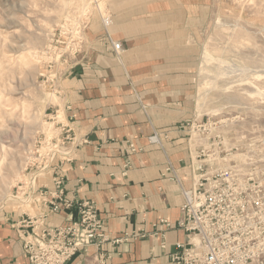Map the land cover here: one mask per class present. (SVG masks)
<instances>
[{
  "label": "crops",
  "instance_id": "crops-1",
  "mask_svg": "<svg viewBox=\"0 0 264 264\" xmlns=\"http://www.w3.org/2000/svg\"><path fill=\"white\" fill-rule=\"evenodd\" d=\"M129 8L112 12L106 27L100 18H90L81 60L62 80L64 114L75 136L86 142L71 162L58 166L56 161L39 178L35 193L41 200L31 194L22 199L33 202L32 213L0 208V264H28L16 229L25 215L47 213L49 226L77 217L75 205L65 208L55 198L58 179L60 197L96 203L108 237L99 247L79 250L70 264H173L175 244L186 239L183 229L163 221L179 219L182 189L193 181L181 127L194 110L199 39L194 30L186 32L192 27L185 28L180 13L150 12L164 8L147 2L129 16L124 13ZM190 8L185 12L191 15ZM110 39L121 43L120 55ZM153 135L158 142L150 140ZM52 202L60 209L50 211Z\"/></svg>",
  "mask_w": 264,
  "mask_h": 264
},
{
  "label": "rangeland",
  "instance_id": "rangeland-1",
  "mask_svg": "<svg viewBox=\"0 0 264 264\" xmlns=\"http://www.w3.org/2000/svg\"><path fill=\"white\" fill-rule=\"evenodd\" d=\"M147 2L164 8L150 12L183 15L185 28L192 27L186 32L194 30L199 39L194 110L181 127L192 170L216 168L212 158L208 162L213 156L235 165V173L247 181H264V0H0V208L32 213V201L21 202L33 194L31 188L24 183L20 190L19 181H38L56 162L34 173L47 157L68 150L60 128L68 123L62 80L81 60L90 18L101 20L129 7L135 9L124 13L136 16ZM220 51L225 59L215 73ZM62 193L55 198L64 204ZM19 226L18 221V234Z\"/></svg>",
  "mask_w": 264,
  "mask_h": 264
},
{
  "label": "built area",
  "instance_id": "built-area-1",
  "mask_svg": "<svg viewBox=\"0 0 264 264\" xmlns=\"http://www.w3.org/2000/svg\"><path fill=\"white\" fill-rule=\"evenodd\" d=\"M111 45L117 55L123 52L119 41H111ZM60 128L66 133L68 150L49 155L46 159L49 166L44 169L50 168L54 161H69L74 150L86 142L75 136L71 123ZM209 131L213 133L212 126ZM196 137L193 135L191 139L193 149L197 147L193 144ZM156 138L153 135L150 140ZM211 158L219 169L194 167V184L182 189L179 219L175 223L163 221L166 226L181 228L186 234L184 241L175 244L171 261L173 264H264V181H247L235 173V165L231 168L213 156L209 157V163L213 161ZM55 186L56 192L62 193V181H55ZM64 205L67 208L75 205L77 209V217L70 218L65 225L45 224L43 216L47 213L19 221L20 239L29 264H70L79 250L99 247L108 239L94 201L73 203L65 199ZM59 207L53 202L50 211H57ZM127 238V235L123 237ZM118 241L121 239H115Z\"/></svg>",
  "mask_w": 264,
  "mask_h": 264
},
{
  "label": "bare ground",
  "instance_id": "bare-ground-1",
  "mask_svg": "<svg viewBox=\"0 0 264 264\" xmlns=\"http://www.w3.org/2000/svg\"><path fill=\"white\" fill-rule=\"evenodd\" d=\"M101 20H102V23H103V25L106 27V26H108V25H110L111 24V17H110V15H102L101 16ZM114 42H116V41H114ZM222 52H224V51H220V55H219V57L217 58V60H218V62H217V64L216 65H214V66H216V67H218L217 69V71H215V73H219L220 72V69H219V67H221V65H223L222 63H224V56L222 55ZM122 53V52H121ZM222 55V56H221ZM215 68V67H214ZM69 123H64L63 125H68ZM1 148H4V146L3 145H1ZM2 163V159L0 160V164ZM44 166H49V164H48V162H47V164H45ZM47 169H49V167L47 168ZM45 169L43 168V167H41L37 172H34V173H38V174H41L42 173V171H44ZM19 182H22V184L21 185H19L18 187L20 188V190L22 189L21 187H22V185L25 183L27 186H29V188H31V193H33V194H31V196H32V199L33 200H38V198L39 197H41L42 195L40 194V193H35V190H36V188L38 187V185H39V181H19ZM194 182L195 181H192V184H191V186L194 184ZM190 186V187H191ZM26 187V186H25ZM24 187V188H25ZM189 188V187H188ZM20 193H21V195L25 192L24 190H22V191H19ZM39 196V197H38ZM21 202H23V201H21ZM29 202V201H28ZM26 203H27V201H26ZM31 203H33V202H31ZM67 224V223H66ZM62 225H65V224H62Z\"/></svg>",
  "mask_w": 264,
  "mask_h": 264
}]
</instances>
